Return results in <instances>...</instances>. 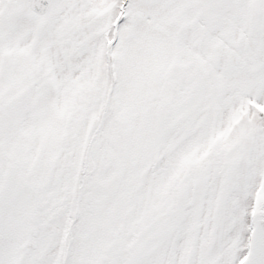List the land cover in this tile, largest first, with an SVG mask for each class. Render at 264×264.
I'll return each mask as SVG.
<instances>
[{
  "label": "snow or ice",
  "instance_id": "obj_1",
  "mask_svg": "<svg viewBox=\"0 0 264 264\" xmlns=\"http://www.w3.org/2000/svg\"><path fill=\"white\" fill-rule=\"evenodd\" d=\"M0 264H264V0H0Z\"/></svg>",
  "mask_w": 264,
  "mask_h": 264
}]
</instances>
